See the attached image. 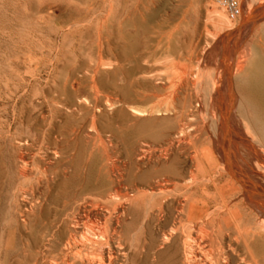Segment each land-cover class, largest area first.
Wrapping results in <instances>:
<instances>
[{"label": "rangeland", "instance_id": "374dc122", "mask_svg": "<svg viewBox=\"0 0 264 264\" xmlns=\"http://www.w3.org/2000/svg\"><path fill=\"white\" fill-rule=\"evenodd\" d=\"M115 1L0 0V264H39L37 242L49 229L52 199L62 187L38 207L31 179L18 175V159L21 152L38 162L32 155L42 152L38 144L48 129L78 124L94 137V120L113 141L143 139L206 118L210 91L227 83L236 119L239 85L253 71L264 74V6L235 0L240 14L233 18L213 0ZM245 47L244 68L235 75ZM24 185L26 196L19 190Z\"/></svg>", "mask_w": 264, "mask_h": 264}, {"label": "bare ground", "instance_id": "6f19581e", "mask_svg": "<svg viewBox=\"0 0 264 264\" xmlns=\"http://www.w3.org/2000/svg\"><path fill=\"white\" fill-rule=\"evenodd\" d=\"M231 1L230 15L237 18L240 11ZM249 3L254 9L264 6L259 0ZM224 24L223 19L219 25ZM247 55L246 48L235 75ZM248 77L238 87L236 119L234 93L225 83L224 89L211 88L202 105L208 116L194 123L113 141L92 120L94 137L78 124L48 129L38 144L42 152L32 155L38 162L19 152L18 175L31 179L27 186L32 196L37 193L38 207L62 187L52 199L49 229L41 230L37 242L39 264H264V74L253 71Z\"/></svg>", "mask_w": 264, "mask_h": 264}, {"label": "built area", "instance_id": "2783aa9c", "mask_svg": "<svg viewBox=\"0 0 264 264\" xmlns=\"http://www.w3.org/2000/svg\"><path fill=\"white\" fill-rule=\"evenodd\" d=\"M213 2L224 7L229 15L235 13V6L231 0H213Z\"/></svg>", "mask_w": 264, "mask_h": 264}]
</instances>
